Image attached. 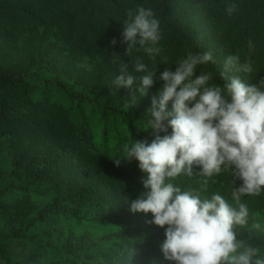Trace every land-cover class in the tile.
I'll list each match as a JSON object with an SVG mask.
<instances>
[{"label":"trees","instance_id":"16d2710c","mask_svg":"<svg viewBox=\"0 0 264 264\" xmlns=\"http://www.w3.org/2000/svg\"><path fill=\"white\" fill-rule=\"evenodd\" d=\"M233 4L236 8L229 15L226 9ZM140 6L150 8L158 19L161 33L158 47L162 49L155 59L142 49L133 52V57L141 58L149 71L157 69L155 83L144 96L136 88L139 77L146 73L134 71L131 57L124 54L127 45L121 43L129 13L134 16ZM0 18L8 24L11 39V42L0 41V135L7 139L13 166L11 175L26 184L51 186L55 197L52 208L44 214L54 212L79 219L86 203L99 204L107 211L102 207L100 217L89 222L118 224L120 231L116 236L123 244L140 248L157 243L160 248L164 240L159 241V236L163 231L146 223L153 218L152 214L137 215L138 212L130 211L131 202L144 190L141 183L144 173L138 167L139 162L133 159L129 167H117L113 159L122 157L121 145L113 157L94 149L82 108L85 98L72 93L61 78L98 89L107 98V104L98 105L99 108L128 122L130 143L132 140L150 143L155 138L151 129L138 130L135 123L144 122L148 128L147 112L152 97L163 84L160 73L165 68L175 71L177 63L189 52L213 53L215 62L199 65L195 75L210 71L218 84L224 83L219 73L229 54H239L242 62L248 58L253 62L254 71L245 77L246 82L255 83L264 77V0H0ZM24 23L36 32L19 45L14 33L23 30ZM50 31L54 39L49 37ZM113 38L117 41L115 45L110 43ZM249 41L253 48H249ZM79 52L95 60L96 67L78 66L74 54ZM124 63L136 77L132 88H117L113 84ZM40 70L57 75L45 78ZM34 83L43 89L41 98L34 97ZM52 88L75 105L76 119L71 116L70 108L51 100ZM168 109L171 110V102ZM168 132L171 133L170 128ZM95 172L105 174L98 177ZM197 172L199 168L194 166L193 176L181 175L170 182L182 190L188 189L189 183L204 181V177L195 175ZM98 180L107 187L103 195L91 187ZM215 181H221L230 190L233 187L226 172L208 179V183ZM240 183L236 181L237 186ZM244 199L252 209L264 207V193ZM0 207L8 209L5 205ZM88 214L85 212L84 216ZM239 231L241 238L259 247L263 256L264 239L248 227ZM138 256L139 259H131L125 255L121 260L108 259L104 264H140L145 255ZM0 257L9 264L1 245Z\"/></svg>","mask_w":264,"mask_h":264},{"label":"clouds","instance_id":"9594fccd","mask_svg":"<svg viewBox=\"0 0 264 264\" xmlns=\"http://www.w3.org/2000/svg\"><path fill=\"white\" fill-rule=\"evenodd\" d=\"M236 5L226 9L231 15ZM121 43L125 55L139 77L137 91L144 96L156 79L157 69L149 71L134 51L143 50L155 59L162 49L160 24L153 11L142 6L125 21ZM110 43L115 45L116 39ZM249 48H253L251 41ZM117 55V54H116ZM215 62L211 51L181 59L175 71L168 68L160 73L163 81L158 94L152 97L148 109V128L154 139L125 144L122 157L113 159L119 167L122 161L139 162L144 176L143 191L130 204V211L151 213L146 223L164 229L165 239L160 251L165 260L175 264H264L259 247L241 238L239 229L249 225V208L243 197H258L264 193V77L246 82L253 62L241 61L239 54H229L219 78L200 71L199 65ZM136 77L127 63L120 68L113 84L132 88ZM212 82V83H210ZM171 102V110L168 109ZM171 129L169 134L168 130ZM164 133V135H160ZM204 177L201 190L184 189L170 182L178 176ZM231 177L230 200L219 193L202 196L208 179L222 173ZM242 181L239 186L236 181ZM251 228L264 232L260 222Z\"/></svg>","mask_w":264,"mask_h":264},{"label":"rangeland","instance_id":"374dc122","mask_svg":"<svg viewBox=\"0 0 264 264\" xmlns=\"http://www.w3.org/2000/svg\"><path fill=\"white\" fill-rule=\"evenodd\" d=\"M7 26L8 24H5L0 18V41L2 42H11ZM22 26L23 30H17L14 33L15 42L19 45L26 42L36 32L27 23ZM39 30L42 31L43 28H39ZM56 34L58 33L56 32ZM56 34L55 37H57ZM49 37L54 39V34L51 31ZM74 56L78 66L86 69L96 67V61L86 54L79 52ZM40 71L45 78L57 75L50 70ZM61 79L72 93L85 98L82 108L92 133L94 149L97 152L113 157L119 145L123 150L125 144H130L131 133L128 122L110 112H103L99 108L98 105L107 104L104 94L100 93L98 89L77 85L70 78L62 77ZM34 84L36 86L34 97L41 98L43 89L36 83ZM51 93L52 101L70 108L71 116L74 119L78 117L76 107L71 104L69 99L60 95L54 88L51 89ZM135 126L138 130L145 131L147 129L144 122H136ZM121 165L127 168L129 162L122 161ZM12 171L13 166L7 139L0 135V205L8 207L6 210L0 207V245L4 247L9 264H104L108 259L115 262L123 259L125 255L131 259H139V254L145 255L144 261L140 264H175L174 261L164 259L163 254L159 252L160 248L156 246L157 243L144 245L140 248L135 244L126 245L116 236L120 231L118 224L111 221L89 222V219L100 217L102 207L105 212L107 211L102 205L86 203L79 215L82 218L79 219L54 212L44 214L45 210L52 208L54 201L55 194L51 186L45 183L26 184L24 181L14 178L11 175ZM95 173L98 177L105 174L103 172ZM103 183L102 180H98L91 187L99 189L103 195V191L107 189ZM202 184L203 182L194 181L189 183L187 188L199 191ZM230 191L224 183L215 181L208 183L206 191H202L201 194L210 198L212 194L219 193L230 200ZM242 202L246 203L249 208L248 228L264 239V232L251 228L253 222H260L264 227V207L252 209L244 197ZM85 212L89 214L84 216ZM139 214L140 212L137 215ZM142 223L145 224V221L142 220ZM145 228L147 227L145 226ZM158 228L163 231L159 236V241H162L165 239L164 229ZM148 231L151 232L150 228ZM0 264H6L1 257Z\"/></svg>","mask_w":264,"mask_h":264}]
</instances>
